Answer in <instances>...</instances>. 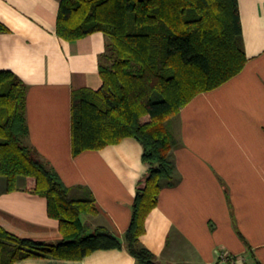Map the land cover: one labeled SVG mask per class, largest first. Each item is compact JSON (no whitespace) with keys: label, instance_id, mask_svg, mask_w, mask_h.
I'll return each instance as SVG.
<instances>
[{"label":"crops","instance_id":"1","mask_svg":"<svg viewBox=\"0 0 264 264\" xmlns=\"http://www.w3.org/2000/svg\"><path fill=\"white\" fill-rule=\"evenodd\" d=\"M60 0H0V70L26 84L27 142L67 186L91 190L97 212L83 217L123 240L138 180L146 171L134 137L72 154L73 93L101 86L99 57L106 37L95 31L74 41L56 34ZM248 57L243 69L196 94L170 126L179 143L172 156L176 183L164 186L142 243L158 264H217L216 250L264 264V0H238ZM0 225L33 240L62 238L46 197L25 190L0 193ZM14 264H139L123 246L81 259L29 256Z\"/></svg>","mask_w":264,"mask_h":264},{"label":"trees","instance_id":"2","mask_svg":"<svg viewBox=\"0 0 264 264\" xmlns=\"http://www.w3.org/2000/svg\"><path fill=\"white\" fill-rule=\"evenodd\" d=\"M6 27L0 22V30ZM106 37L99 57L101 86L73 93L72 154L124 137L142 145L147 168L138 180L123 240L83 217L97 212L91 190L67 186L27 142L26 84L0 70V193L16 189L46 197L62 238L20 237L0 225V264L29 256L81 259L101 248L125 247L139 264H158L141 241L164 186L178 180L172 156L179 143L170 124L198 93L216 88L247 62L238 0H60L56 34L74 41Z\"/></svg>","mask_w":264,"mask_h":264},{"label":"built area","instance_id":"3","mask_svg":"<svg viewBox=\"0 0 264 264\" xmlns=\"http://www.w3.org/2000/svg\"><path fill=\"white\" fill-rule=\"evenodd\" d=\"M215 255L217 264H247L243 254H233L224 249H217Z\"/></svg>","mask_w":264,"mask_h":264}]
</instances>
